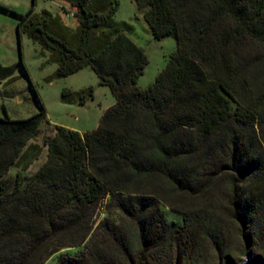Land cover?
<instances>
[{
    "label": "trees",
    "instance_id": "1",
    "mask_svg": "<svg viewBox=\"0 0 264 264\" xmlns=\"http://www.w3.org/2000/svg\"><path fill=\"white\" fill-rule=\"evenodd\" d=\"M60 1L74 30L29 11L14 13L17 36L48 54L55 79L90 68L114 104L90 132L55 126L26 180L44 109L0 117V264H45L74 248L55 264H179L222 254L232 228L264 239V0H133L152 38L176 44L145 89L148 58L114 20L117 1ZM63 97L83 106L93 90Z\"/></svg>",
    "mask_w": 264,
    "mask_h": 264
},
{
    "label": "rangeland",
    "instance_id": "2",
    "mask_svg": "<svg viewBox=\"0 0 264 264\" xmlns=\"http://www.w3.org/2000/svg\"><path fill=\"white\" fill-rule=\"evenodd\" d=\"M116 1L118 5L114 20L132 26L129 37L148 58V64L137 82L140 89H145L164 68L168 57L175 51L176 44L171 37L162 41L152 38L143 21V12L136 9L133 0ZM29 11L36 14L48 11L59 16L71 30L76 26L71 16L72 11L60 0H0V117L11 120L27 119L38 114L42 107L47 121L40 125L30 142L39 146L40 155L23 173L25 180L45 162L47 149L43 141L53 137L55 126L80 134L90 132L97 127L104 111L114 104L111 92L107 87L99 85V79L90 68L63 79L53 77L56 65L49 62L48 54L42 52L26 35L17 36L18 18L14 13L25 15ZM6 69L7 72L4 71ZM87 89L93 90V99L83 106L77 100L69 101L70 97H63L64 91L78 93ZM17 170L13 167L1 181L5 182L8 189L13 185ZM164 216L168 222H175L176 226L182 225L181 217L168 209H164ZM103 217L101 210L97 220ZM235 229L232 228L226 242L229 246L223 249L222 254L217 255L209 249L199 252L197 261L190 258L180 261L179 264H229L230 261L240 264L247 258L264 262V239L253 236L249 241ZM78 251L80 248L63 249L51 256L45 264H55L58 256L75 255Z\"/></svg>",
    "mask_w": 264,
    "mask_h": 264
},
{
    "label": "water",
    "instance_id": "3",
    "mask_svg": "<svg viewBox=\"0 0 264 264\" xmlns=\"http://www.w3.org/2000/svg\"><path fill=\"white\" fill-rule=\"evenodd\" d=\"M229 264H235V263L233 261H230ZM240 264H264V262L261 261L260 259L253 260L251 258H247Z\"/></svg>",
    "mask_w": 264,
    "mask_h": 264
}]
</instances>
